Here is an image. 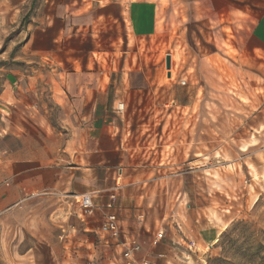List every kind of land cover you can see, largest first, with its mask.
<instances>
[{
	"label": "rangeland",
	"instance_id": "obj_1",
	"mask_svg": "<svg viewBox=\"0 0 264 264\" xmlns=\"http://www.w3.org/2000/svg\"><path fill=\"white\" fill-rule=\"evenodd\" d=\"M230 1L99 0L92 23L54 45L28 42L24 11L12 19L0 5V92L13 73L50 115L40 158L68 167L57 149L81 137L70 133L85 122L74 115L97 93L107 99L99 147L116 148L110 172L137 177L124 187L127 207L116 188L118 216L150 264L171 249L164 264H264V61L251 55L248 23ZM10 143L0 137V148ZM10 154L0 152V264H123L119 249L83 230L64 197L71 190L26 191L13 203L10 166L1 165ZM40 170L51 183L55 169Z\"/></svg>",
	"mask_w": 264,
	"mask_h": 264
},
{
	"label": "crops",
	"instance_id": "obj_2",
	"mask_svg": "<svg viewBox=\"0 0 264 264\" xmlns=\"http://www.w3.org/2000/svg\"><path fill=\"white\" fill-rule=\"evenodd\" d=\"M230 2L237 5L239 8L237 12L242 16V20L248 23L251 55L264 61V0H232ZM98 3L99 0H0V5L10 9L12 19H17L18 12L24 11L23 16L30 20V26L26 30V35L29 33L28 42L41 40L53 45L61 43L64 35H67L73 26L81 27L92 23L91 12L97 10ZM2 86L0 111L3 115L0 116V120L5 123L0 127V137L5 138L10 135L11 143L10 146H2L0 152L4 154L9 151L11 154L9 162L1 163V165L9 164L10 166V177L13 183L10 193L13 203L24 198L26 191H29L28 195H30L32 191L47 188L59 190L62 193L67 190L73 192L66 193L64 197L67 194L94 192L97 195L95 204L99 206L106 201L110 192H116V188L119 187L121 189L119 190L120 204L123 207L128 206L131 201L130 191H125L124 187L128 181L136 183L137 177L133 176L131 179V175L127 176L123 168H121V174H119L120 168L110 172L111 168L106 158L113 154L116 148L113 143L106 149L99 147L98 135L103 132L104 123L107 122V116L101 111L102 108H106L105 97L97 93L91 100L89 111H78V115H74L84 119L85 122L81 121L79 127L74 126V129H70L71 134L81 135L78 141L71 136L64 140L63 148L57 149L61 150V154L67 155V159L71 157L67 161L68 167L60 170L59 166L62 165L60 158H55L53 161L50 159L48 163L39 156L40 151L45 149V146L48 147L46 144L48 134L51 133V129L54 130L50 115L35 104L34 96L23 93L19 79L13 73L4 77ZM53 98L58 103H66L67 96L66 94L65 96L53 95ZM73 101L77 102L79 99ZM111 123L108 121L109 132ZM43 167L55 169V177L51 183L47 184L48 186L44 178H40L43 174V170L41 173L40 169ZM0 180L2 181L3 177ZM147 182L148 179L143 180V183ZM65 199L68 200L67 197ZM74 208L73 215L75 214L83 222V230L94 233L103 220V209L98 207L91 215L82 217L75 205ZM3 210L0 212L3 213ZM119 211L125 212L122 208L120 210V207ZM52 212L59 215L64 213L63 221L66 217L68 218L67 212H63V209L58 208ZM119 219L123 228V220L120 217ZM91 220L98 223L93 224ZM173 251L171 249L168 253L159 254L158 262L152 264L170 262Z\"/></svg>",
	"mask_w": 264,
	"mask_h": 264
},
{
	"label": "built area",
	"instance_id": "obj_3",
	"mask_svg": "<svg viewBox=\"0 0 264 264\" xmlns=\"http://www.w3.org/2000/svg\"><path fill=\"white\" fill-rule=\"evenodd\" d=\"M181 83L184 85L185 81H181ZM124 106V102H118L115 107L116 112L123 113ZM119 174H121V169H119ZM96 196L94 192H88L67 194L65 197L72 199V203L78 208L79 215L82 217L91 215L98 207L103 209V220L94 234L104 247L119 249L123 264H150L148 260L138 258L140 244L134 236L123 232L118 216V196L115 191L110 192L106 201L99 206L95 204ZM162 238L163 232L159 231L153 239V244H157Z\"/></svg>",
	"mask_w": 264,
	"mask_h": 264
},
{
	"label": "water",
	"instance_id": "obj_4",
	"mask_svg": "<svg viewBox=\"0 0 264 264\" xmlns=\"http://www.w3.org/2000/svg\"><path fill=\"white\" fill-rule=\"evenodd\" d=\"M169 65H170V59H169V57H167L166 58V66H167V68L169 67Z\"/></svg>",
	"mask_w": 264,
	"mask_h": 264
}]
</instances>
